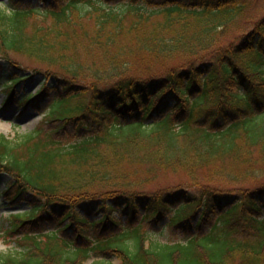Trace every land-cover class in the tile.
<instances>
[{"label": "trees", "instance_id": "obj_1", "mask_svg": "<svg viewBox=\"0 0 264 264\" xmlns=\"http://www.w3.org/2000/svg\"><path fill=\"white\" fill-rule=\"evenodd\" d=\"M245 3H2L4 104L48 111L0 137V192L28 207L0 264H264V16L219 43Z\"/></svg>", "mask_w": 264, "mask_h": 264}, {"label": "rangeland", "instance_id": "obj_2", "mask_svg": "<svg viewBox=\"0 0 264 264\" xmlns=\"http://www.w3.org/2000/svg\"><path fill=\"white\" fill-rule=\"evenodd\" d=\"M7 0H0V6ZM249 6L247 5L245 13L238 20V26H234L233 29H229L228 33L225 34V37L220 40L221 43H228L232 40L236 34L239 32H247L249 29L255 26V23L258 22L264 16V0H247ZM263 11V12H262ZM263 14H262V13ZM250 14V15H249ZM240 15H238L239 17ZM237 22V21H236ZM237 31V32H236ZM216 47V45L214 46ZM23 63L28 64L29 61L22 59ZM40 87L39 81L26 82V89L35 93ZM91 95H85L81 99L88 101ZM7 97L6 92L1 90L0 87V137L7 136L9 139L17 138L20 135H25L37 126L44 124L46 120L45 112L48 111L47 105L38 107L36 105H26L20 104V100L16 99L12 104H4V101ZM18 98V97H17ZM209 167H206L204 170H200V176H204ZM10 179L9 175L0 172V191L6 188L7 182ZM165 183H176L177 181H189V176L185 173H171ZM0 192V253L15 251L19 248V238L20 233L15 232L14 229H10L12 226L11 218L13 215L22 213L28 207L25 205L17 204H7V200ZM26 228V227H24ZM154 226H146V230L149 229V234L153 235L152 237H158L162 240H166L167 237H163L156 234L154 231ZM86 264H90L88 261Z\"/></svg>", "mask_w": 264, "mask_h": 264}]
</instances>
